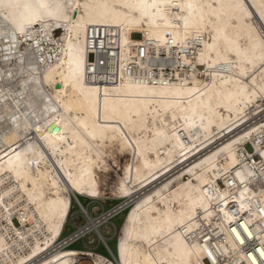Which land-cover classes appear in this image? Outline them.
Wrapping results in <instances>:
<instances>
[{
    "label": "bare ground",
    "instance_id": "obj_1",
    "mask_svg": "<svg viewBox=\"0 0 264 264\" xmlns=\"http://www.w3.org/2000/svg\"><path fill=\"white\" fill-rule=\"evenodd\" d=\"M263 113L264 0H0V264H261Z\"/></svg>",
    "mask_w": 264,
    "mask_h": 264
},
{
    "label": "rangeland",
    "instance_id": "obj_2",
    "mask_svg": "<svg viewBox=\"0 0 264 264\" xmlns=\"http://www.w3.org/2000/svg\"><path fill=\"white\" fill-rule=\"evenodd\" d=\"M62 33V31L60 32V30H56L55 31V36L59 37L60 34ZM133 36L135 38H140L142 35L140 33H134ZM201 70H204L205 67L200 66L199 67ZM248 150H251V146H247ZM118 161L120 166H123L124 163L128 162L130 160V156L128 154H122V155H118ZM127 160V161H126ZM110 163L112 165H114L113 161L110 160ZM116 165H114V168L111 170L110 172V176H108L107 181L105 182L107 185V197L104 199H98V198H89V197H84V196H80V200L83 203V205L87 206L88 203L89 204V209L88 211L90 212V214L92 215L93 218H97L100 215H102V213L109 211L111 208H113L116 205H119V203L121 202L120 199H117L115 197V195H113V193H111L112 187L115 184V181H117V174L118 173H122V170L118 169L119 167H115ZM111 188V189H110ZM91 199L93 200H97L96 202H91ZM131 207H127L126 209H124V211L120 214H118L117 216H115L114 218L110 219L108 223L102 224L100 225V230L101 232L105 235V237L108 238V243L109 246L112 251L114 253L117 254V243H118V236H119V232H120V227L122 226L124 219L129 211ZM103 213V214H104ZM107 220V219H106ZM82 221L87 222V218L85 216V214L83 213V211L81 210V207L78 203V201L76 200L75 197H72V208H71V212L67 221V225H65V230L63 231L60 240H63L64 238H66L68 235H70L73 231H75L76 227L78 224L82 223ZM17 224V223H16ZM87 224V223H86ZM19 226V224H17ZM91 238H94V243L89 244L88 243V239L85 238V240H81L78 243L73 244L71 247H65V248H75V249H80V250H86V251H97L99 253H102L110 258L112 257V254L110 252V249L104 245L101 241L100 238L98 236V233L96 231H92L90 233ZM88 247L91 248H95L93 250L91 249H87ZM94 251V252H95ZM85 256L84 258H82L81 263L80 264H94V262L91 260V258H89L86 255H82V257ZM207 263L208 260H207Z\"/></svg>",
    "mask_w": 264,
    "mask_h": 264
},
{
    "label": "built area",
    "instance_id": "obj_3",
    "mask_svg": "<svg viewBox=\"0 0 264 264\" xmlns=\"http://www.w3.org/2000/svg\"><path fill=\"white\" fill-rule=\"evenodd\" d=\"M262 118H264V113H263V116H262ZM248 146H251V151H254V156H248V161L249 162H251L252 164L253 163H255V158L256 159H259V155L258 154H256L255 153V150H254V148H253V146L251 145V143H249V145ZM253 155V154H252ZM255 157V158H254ZM256 162H259V160H257ZM221 184H223L222 182H221ZM97 200H93V199H91V202H96ZM98 202V201H97ZM89 204L90 203H88V205H87V207H88V209H89ZM121 209V207H119V206H114L113 208H111L109 211H107V213L110 215V217H109V220L110 219H112V218H114L115 216H117L118 214H120V213H122L124 210H120ZM104 213V212H103ZM102 213V214H103ZM86 216V215H85ZM101 216V215H100ZM87 218V217H86ZM109 220H107V221H104L102 224H105V223H108V222H110ZM87 222H88V218H87ZM87 222H84V221H82V223H80V224H78L77 226H75L76 227V229H75V231H73L70 235H69V240H68V242H69V244L66 246V247H71L73 244H75V243H78V242H80L81 240H85V238H87L88 239V243L89 244H92V243H94V238H91V236H90V233L92 232V231H90V232H88L87 234H85V235H79V234H77V233H75L76 231H78L79 230V228L81 227V226H84ZM67 225V224H66ZM66 227V226H65ZM64 230H65V228H64ZM100 241L104 244V245H106L107 247L109 246V243H108V238H107V240L105 241V240H101L100 239ZM109 248V247H108ZM87 249H91V250H93V249H95V248H91V247H88L87 246ZM93 251H95V250H93ZM95 252H97V251H95ZM207 261V260H206ZM209 262V261H208Z\"/></svg>",
    "mask_w": 264,
    "mask_h": 264
},
{
    "label": "snow or ice",
    "instance_id": "obj_4",
    "mask_svg": "<svg viewBox=\"0 0 264 264\" xmlns=\"http://www.w3.org/2000/svg\"><path fill=\"white\" fill-rule=\"evenodd\" d=\"M237 175L239 176L240 173H237ZM221 199H223V197H221ZM232 232L236 233L235 239L241 244L243 245L245 243L244 238H242L241 233L237 232L235 228L231 229ZM245 231H247V228L245 227ZM249 235H252L251 233H248ZM210 255V254H209ZM261 256H264V250H262L260 252ZM261 264H264V261L261 262Z\"/></svg>",
    "mask_w": 264,
    "mask_h": 264
},
{
    "label": "water",
    "instance_id": "obj_5",
    "mask_svg": "<svg viewBox=\"0 0 264 264\" xmlns=\"http://www.w3.org/2000/svg\"><path fill=\"white\" fill-rule=\"evenodd\" d=\"M57 87H61V84H57ZM53 130V128H50V131Z\"/></svg>",
    "mask_w": 264,
    "mask_h": 264
}]
</instances>
